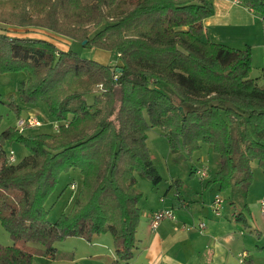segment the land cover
Instances as JSON below:
<instances>
[{"label":"trees","instance_id":"obj_1","mask_svg":"<svg viewBox=\"0 0 264 264\" xmlns=\"http://www.w3.org/2000/svg\"><path fill=\"white\" fill-rule=\"evenodd\" d=\"M84 1L0 0V75L23 72L20 100L44 102L59 124L55 136L0 133V223L13 241L0 245V264L53 260L56 244L107 233L110 264H128L140 221L137 177L154 188L162 182L146 144L151 129L161 130L172 154L207 145L217 156L209 183L232 204L246 208L252 163L264 176V83L250 78L249 48L202 40L211 3ZM239 1L264 18V0ZM65 39L114 52L118 64L58 50ZM14 144L28 155L8 164L4 148ZM70 170L79 171L81 187L71 211L49 223L45 203Z\"/></svg>","mask_w":264,"mask_h":264},{"label":"rangeland","instance_id":"obj_2","mask_svg":"<svg viewBox=\"0 0 264 264\" xmlns=\"http://www.w3.org/2000/svg\"><path fill=\"white\" fill-rule=\"evenodd\" d=\"M207 1L213 4L212 0ZM25 35L29 36V34ZM209 35L212 36L211 32ZM219 38L222 42L216 41ZM243 38H246L248 41H240ZM211 42L235 49L249 48L251 55L250 78L258 79L261 84L264 83L262 82V77H264V30L259 28V26L240 27L233 31H229V33L222 35V37H212ZM66 44L67 43H64V41L55 42V46L58 50L66 51L70 47L81 59L93 60L112 67L117 64L118 58L114 52L84 47L83 44L77 42L70 41L68 45ZM24 80L25 74L23 72L0 75V133L9 128L19 130V127H17L19 120L27 123L29 120L34 119L40 124L39 127L25 129L21 132L22 134L25 136L42 133L51 134L53 136L57 135L58 123L50 116L44 102H38L34 105H25L20 100L18 87ZM98 91V88L95 87L92 94L94 95ZM86 100L89 104L92 103L90 96H87ZM15 108H18V111H16ZM146 144L152 162L158 174L162 177V182L154 188V192L159 195H164L173 180H179L182 182L183 188H191L193 191L197 192L201 186H204L205 178L202 179L200 176L196 175V177L189 179L188 175L190 170H206L208 177L209 171L214 168L216 169L217 156L209 150L207 145H202L199 151L191 156L186 155L184 152L172 154L168 149V144L163 133L159 129H151L147 132ZM4 151L6 156L10 151L14 153V163H18L28 155L27 150L18 144L6 145ZM251 168L253 181L249 191L251 197H256L257 194L264 191V176H262V171L257 167L255 162L251 164ZM72 184L75 185V191H72L70 188ZM80 187L81 176L78 170H70L67 173L60 174L53 193L45 203L47 221L49 223H53L60 215L68 214L71 211ZM145 187H149V184L144 179L137 177L136 189L143 193ZM213 189L216 190L215 187H213ZM181 192L184 191L182 190ZM203 194L204 200L207 201L211 196V190L208 189L204 191ZM223 202L225 210L229 209L231 206L229 202ZM240 209L241 208L238 206L232 208L233 213L236 215L240 214ZM250 214L251 216H247V218L248 222L251 224L258 218L256 215H252L254 213L251 212ZM245 233L248 234V230H246ZM262 241H264V238H262ZM12 244L13 241L0 223V245L3 247H10ZM97 246L99 248L91 247L85 240L70 238L62 243L56 244L57 256L55 259L52 260L36 255L33 257L32 264H110L113 256L112 237L110 233L102 235L101 242ZM31 247L36 248L38 246L31 245ZM95 249L96 254L100 256L98 259L92 257Z\"/></svg>","mask_w":264,"mask_h":264},{"label":"crops","instance_id":"obj_3","mask_svg":"<svg viewBox=\"0 0 264 264\" xmlns=\"http://www.w3.org/2000/svg\"><path fill=\"white\" fill-rule=\"evenodd\" d=\"M212 2L214 14L203 22V41L211 42L212 37H222L240 27L257 25L264 30V18L241 3L233 4L223 0ZM63 41L70 43L66 39ZM216 41L221 40L219 38ZM240 41L248 40L243 38ZM193 170L195 169L189 172V179L196 177ZM214 171L215 168L209 171L204 186L197 192L191 188H183L182 182L173 180L164 195H159L147 182L149 187L144 188L139 203L137 249L128 264H242L239 259L242 253L246 254L243 264H264V217L259 212V203L264 199V191L256 197H251L248 190L246 208L238 203L232 204L233 200H227L230 197L228 192H219L216 184L209 183ZM208 189L211 190V196L205 201L203 192ZM182 190L184 192H181ZM215 195H219L222 201H228L231 205L225 210L222 202L219 216H215L211 208ZM236 206L241 208L242 220H238L233 213L232 208ZM158 210H171L174 220H165L151 231L148 214ZM251 212L258 219L250 224L247 216H251ZM201 222L205 224L203 230L198 228ZM246 230L248 234L245 233ZM100 242L101 237H98L87 243L91 247L99 248L97 245ZM93 253L92 257L100 258L96 249Z\"/></svg>","mask_w":264,"mask_h":264},{"label":"built area","instance_id":"obj_4","mask_svg":"<svg viewBox=\"0 0 264 264\" xmlns=\"http://www.w3.org/2000/svg\"><path fill=\"white\" fill-rule=\"evenodd\" d=\"M226 2H231L233 4H238L240 3L239 0H223ZM116 76H114V80H116ZM262 82H264V77H262ZM98 90L101 89V86H97ZM39 123L37 121H35L34 119L29 120L27 123H25L22 120H19L17 123V127H19L18 131L22 132L25 129H32V128H36L39 127ZM59 125V124H58ZM58 128V127H57ZM7 163L8 164H12L14 163V153L12 151H10L7 155ZM195 175L200 176L201 178H206L207 177V171L206 170H194ZM72 191H75V185L72 184L70 186ZM222 199L219 195H215L212 203H211V208H212V212L215 216H219L220 215V211L222 209ZM259 212L261 214L262 217H264V199H262L259 203ZM148 220H149V229L151 231H154L157 226L165 221V220H174V214L171 210H158V211H153L151 213L148 214ZM198 228L200 230H203L205 228V224L204 223H199ZM246 257L245 253H242L240 255V263L243 264V259Z\"/></svg>","mask_w":264,"mask_h":264},{"label":"water","instance_id":"obj_5","mask_svg":"<svg viewBox=\"0 0 264 264\" xmlns=\"http://www.w3.org/2000/svg\"><path fill=\"white\" fill-rule=\"evenodd\" d=\"M84 43H85V41L82 44H84ZM180 111H181V109H180Z\"/></svg>","mask_w":264,"mask_h":264}]
</instances>
